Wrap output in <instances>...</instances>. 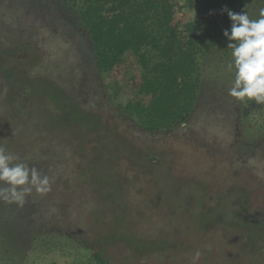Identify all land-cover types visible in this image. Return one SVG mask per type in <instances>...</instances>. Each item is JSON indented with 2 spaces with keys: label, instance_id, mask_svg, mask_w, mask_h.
Listing matches in <instances>:
<instances>
[{
  "label": "rangeland",
  "instance_id": "rangeland-1",
  "mask_svg": "<svg viewBox=\"0 0 264 264\" xmlns=\"http://www.w3.org/2000/svg\"><path fill=\"white\" fill-rule=\"evenodd\" d=\"M39 3L0 0V49L13 50L0 52V146L49 177L48 193L28 194L32 218L37 228L59 232L38 234L24 264H93L96 240L117 226L164 245L137 251L108 242L110 264H264V104L228 95L231 49L205 58L204 95L187 122L148 131L126 114L141 72L137 59L126 54L99 74L68 0ZM262 7L264 0H253L250 17ZM11 66L26 80L54 82L82 117H39L29 107L37 97L12 115L21 102L11 105L2 79Z\"/></svg>",
  "mask_w": 264,
  "mask_h": 264
},
{
  "label": "trees",
  "instance_id": "trees-1",
  "mask_svg": "<svg viewBox=\"0 0 264 264\" xmlns=\"http://www.w3.org/2000/svg\"><path fill=\"white\" fill-rule=\"evenodd\" d=\"M41 1L49 0H40L39 5ZM252 1L68 0L78 21L86 29L89 54L99 74L112 69L126 54L137 59L141 72L137 91L128 104L130 112L126 114L134 113L138 124L148 131H162L188 121L197 100L204 95L202 65L205 58L213 49L221 54L230 50L226 47L223 30L230 28L231 22L223 7L235 12H249ZM6 51L12 53L13 50L0 49V52ZM3 73L5 77L2 79L8 80L11 87V105L15 98L21 102L12 110V115L17 116L20 107L33 97H37L38 102L29 106L31 111L36 108L39 117L52 121L59 118V113L79 118L84 112L81 106L77 108L75 102L68 101L63 90L48 79L26 80L25 72L16 71L12 66L4 68ZM222 94L227 95L225 91ZM39 104L42 105L40 110L36 107ZM73 107L75 110L71 109ZM53 109L59 111L58 114H52ZM93 118L96 122V117ZM223 209L229 210L226 206ZM35 212V203L29 195L23 206L0 201V264H24L28 247L38 234L59 233L55 228H37L32 218ZM251 231L261 233L258 229ZM61 236L73 240L85 250L89 249L70 234ZM119 240L137 251L158 250L164 245L158 240L150 244L141 241L120 232L117 226L113 233L96 240L99 248L90 250V261L110 264L105 257L107 243Z\"/></svg>",
  "mask_w": 264,
  "mask_h": 264
},
{
  "label": "clouds",
  "instance_id": "clouds-1",
  "mask_svg": "<svg viewBox=\"0 0 264 264\" xmlns=\"http://www.w3.org/2000/svg\"><path fill=\"white\" fill-rule=\"evenodd\" d=\"M230 20V28L223 30L231 61L227 68L234 73L228 95L242 103L255 101L264 104V7L253 19L246 10L235 12L222 9ZM0 201L23 206L33 189L46 194L51 190L49 177L35 167L20 162V157L0 146ZM200 252H196L198 259Z\"/></svg>",
  "mask_w": 264,
  "mask_h": 264
}]
</instances>
